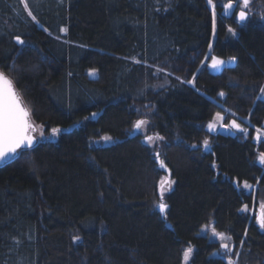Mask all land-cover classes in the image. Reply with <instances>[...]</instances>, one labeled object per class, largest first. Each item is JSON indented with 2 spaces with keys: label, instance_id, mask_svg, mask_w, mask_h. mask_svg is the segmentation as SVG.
<instances>
[{
  "label": "trees",
  "instance_id": "16d2710c",
  "mask_svg": "<svg viewBox=\"0 0 264 264\" xmlns=\"http://www.w3.org/2000/svg\"><path fill=\"white\" fill-rule=\"evenodd\" d=\"M212 1L0 0V69L60 129L0 165V264H264V0L245 22ZM219 112L246 132L210 131Z\"/></svg>",
  "mask_w": 264,
  "mask_h": 264
},
{
  "label": "snow or ice",
  "instance_id": "6c2138e0",
  "mask_svg": "<svg viewBox=\"0 0 264 264\" xmlns=\"http://www.w3.org/2000/svg\"><path fill=\"white\" fill-rule=\"evenodd\" d=\"M24 3L25 9L28 8L26 0H22ZM209 4H211L212 0H208ZM243 3L247 5L248 0H243ZM232 5H225V8H231ZM30 16H32L31 11L28 12ZM215 17V13H213ZM240 19L244 20L246 13L241 11L239 13ZM32 19L35 21L36 17L32 16ZM215 24V19L213 20ZM61 31H67V29H61ZM16 42L18 44H23L24 41L20 38V36H16ZM211 47V46H210ZM235 59V58H233ZM225 63L224 60L212 56L211 57V67L218 68ZM93 72L95 70H92ZM188 83H192V81H188ZM261 93H264V87L260 89ZM221 96L224 95L223 92L220 93ZM31 112L28 108H26L22 103L21 96L15 90L13 81L3 72H0V162L6 160L10 155L18 154L17 150L22 149L24 147L31 148L33 146V141L35 137H33L30 132L34 130L33 124L30 122ZM224 118L217 113L214 121L209 123L208 128L212 129L215 127V123L223 120ZM146 124V121L139 120L136 122L135 127L139 129L142 125ZM231 127L235 128L238 131L246 132V129H242L241 125L236 122V120L231 121ZM60 129H52L53 134L59 132ZM105 139H110L109 137H105ZM148 141H152V137H146ZM205 146L208 145V141H204ZM260 160L264 162V154L260 156ZM163 165V161H161ZM245 188L249 187L247 183L244 185ZM161 211H164L167 207L165 204L160 203L158 205ZM247 206H245L246 209ZM260 215L257 217V222L259 223L261 228H264V203L261 204ZM213 234L216 235L221 243V247L226 251H230L229 244L226 242L227 239L223 234H219L215 232L213 229ZM78 239V238H74ZM191 249L185 251V258L189 256ZM228 264H234V262L230 259Z\"/></svg>",
  "mask_w": 264,
  "mask_h": 264
},
{
  "label": "rangeland",
  "instance_id": "374dc122",
  "mask_svg": "<svg viewBox=\"0 0 264 264\" xmlns=\"http://www.w3.org/2000/svg\"><path fill=\"white\" fill-rule=\"evenodd\" d=\"M233 1H238L239 2V7H238V9H243V10H245L246 12H250V10H249V2H250V0H248V3H247V5H245L244 3H243V0H233ZM227 4V3H226ZM211 7H212V9H213V11H214V13H216V7H215V4H214V2L212 1L211 2ZM250 15V14H249ZM216 57H218V56H216ZM218 58H220V57H218ZM220 59H222V60H224L225 62H226V59H223V58H220ZM211 61L209 62V67L212 69V70H215L216 71V69L215 68H212L211 66ZM225 65V63L223 64V66ZM157 67V66H156ZM223 68V67H222ZM162 68H160L159 67V70H161ZM224 69V68H223ZM93 70H95L94 72L91 70L90 71V73H91V75H96L97 74V70L96 69H93ZM218 70V69H217ZM221 70V69H220ZM193 82V81H192ZM260 97L261 98H263L264 99V93H261L260 94ZM231 112H233L238 118H240V119H243V120H245V121H247L248 123H251L250 122V120H249V118L248 117H243V116H241V115H239L238 113H235L234 111H232L231 110ZM219 114L224 118L223 120H221V121H219V122H216L215 123V127L214 128H212V129H209L210 131H212V132H215V133H217V132H219L220 130H221V128L225 125V124H229V122H227L226 121V117H227V114H224V113H220L219 112ZM216 116V115H215ZM215 116L213 117V119L209 122V123H211V122H213L214 121V118H215ZM34 122V121H33ZM209 123H208V125H209ZM34 124H35V128H36V130H35V134H36V136H37V138H38V141H43V140H47V139H49V138H58V133L59 132H57V133H55V134H53V132H52V130H50L49 132H47L46 131V128H45V126H43L42 124H36L35 122H34ZM136 124V123H135ZM135 124H134V126H131L129 129H128V132L129 133H132V132H135V131H143L144 130V128H145V126H146V124H144V125H142L139 129H137L136 127H135ZM257 128V130H258V132H261L262 134H264V129L262 128V127H256ZM105 137H109L110 139H105ZM160 138L159 137H157V136H153L152 137V141L150 142V141H148L150 144H154L156 141H158ZM114 141V138H112V137H110V136H108V135H105L104 137H102V138H100L99 140H98V143H106V144H108V143H112ZM263 153H261V154H259L258 155V161L260 162V163H262V165L264 166V162H262L261 160H260V156L262 155ZM170 183V182H169ZM247 185H249V187H247V189L248 190H252V189H256V186L257 185H251V184H247ZM173 186H174V181H171V183H170V187L168 188V186L167 185H162V187H161V192H167L169 189H172L173 188ZM251 213L253 214V213H255V209L253 208V210H251ZM213 229H215L214 228V225H213V223H208V224H206L203 228H202V230H201V233L202 234H207V235H209L210 236V238H212V239H219L216 235H214L213 234ZM215 232L216 233H219V234H223V233H220V232H218L216 229H215ZM224 235V234H223ZM226 238H228L226 235H224ZM220 240V239H219ZM229 239H227V241H228ZM189 249H191V251H190V253H189V256L187 257V259L185 258V254H184V261H183V264H188L189 263V261L191 260V257L193 256V253H194V246H189V247H187V249H186V251L187 250H189ZM234 262H236V261H234Z\"/></svg>",
  "mask_w": 264,
  "mask_h": 264
},
{
  "label": "water",
  "instance_id": "95a60500",
  "mask_svg": "<svg viewBox=\"0 0 264 264\" xmlns=\"http://www.w3.org/2000/svg\"><path fill=\"white\" fill-rule=\"evenodd\" d=\"M228 4H231L232 7H231V8H225V6H224L223 11H222V13H223L224 16H226V17H228V18H231V17H233V16H236V18H237V20H238L239 22H245V21L248 19L249 13L246 12L245 10H243V9H238V7H239V2H238V1H229L226 5H228ZM241 11H244V12L246 13V16H245V19H244V20H241V19H240L239 13H240ZM234 63H235V59H233V58L226 59V62H225V65L223 66V68H224L225 66H231V65H233ZM223 68H222L221 70H219V71H222ZM216 71H217V70H216ZM0 72L5 73V72H4L3 70H1V69H0ZM5 74H6V73H5ZM6 75H7V74H6ZM7 76H8V75H7ZM8 77H9V76H8ZM9 78H10V77H9ZM10 79H11V78H10ZM11 80H12V79H11ZM12 81H13V80H12ZM13 84H14V82H13ZM14 87H15V90L17 91V93L19 94V92H18V90H17L15 84H14ZM19 95H20V94H19ZM20 96H21V95H20ZM21 98H22V96H21ZM22 103H23V105H24L26 108H28L27 105L24 103L23 99H22ZM28 109H29V108H28ZM232 120H236V122L239 123V124L241 125V128H242V129H245V127H244V126H243V125H242V124H241L236 118H232V119L229 121V124H225V125L221 128V130H220V133H221V134H224V135H228V134H230V135H232V136H235L237 132H240V131H238V130H236L235 128H233V127L230 126ZM30 122H31V123L33 124V126H34V130H32V131L30 132V134H31L33 137H35V139H34V141H33V146H34V145L37 144V142H38V138H37V136H36V134H35V130H36V128H35V124H34V122H33V119H32V116H31V115H30ZM263 128H264V126H263ZM260 137H261V133H260V132H257V133H256L255 141L259 140ZM24 148H28V147H24ZM22 149H23V148H22ZM20 150H21V149H18V150H17V153H19ZM16 155H17V154L10 155L6 160H4L3 162H0V165L7 163V162L10 161L11 159H13ZM158 159L161 161L160 158H158ZM162 166H165V165L163 164ZM167 170H168V172H169V169H167ZM168 180H169V178H168ZM234 248H235V245H234V244H231V250H232V251L234 250Z\"/></svg>",
  "mask_w": 264,
  "mask_h": 264
},
{
  "label": "bare ground",
  "instance_id": "6f19581e",
  "mask_svg": "<svg viewBox=\"0 0 264 264\" xmlns=\"http://www.w3.org/2000/svg\"><path fill=\"white\" fill-rule=\"evenodd\" d=\"M222 67H223V65H221L220 67H218V68H215V69H218V70H219V69H221Z\"/></svg>",
  "mask_w": 264,
  "mask_h": 264
},
{
  "label": "crops",
  "instance_id": "0c3cea01",
  "mask_svg": "<svg viewBox=\"0 0 264 264\" xmlns=\"http://www.w3.org/2000/svg\"><path fill=\"white\" fill-rule=\"evenodd\" d=\"M222 69V68H221ZM217 70V69H216ZM220 70V69H219ZM219 70H217V71H219Z\"/></svg>",
  "mask_w": 264,
  "mask_h": 264
}]
</instances>
